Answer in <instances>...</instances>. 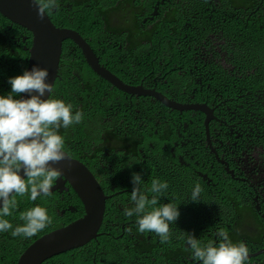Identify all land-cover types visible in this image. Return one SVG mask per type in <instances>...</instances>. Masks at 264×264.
Listing matches in <instances>:
<instances>
[{"label":"flooded vegetation","instance_id":"1","mask_svg":"<svg viewBox=\"0 0 264 264\" xmlns=\"http://www.w3.org/2000/svg\"><path fill=\"white\" fill-rule=\"evenodd\" d=\"M199 2L200 0H90L85 2L57 0L59 5L58 9L46 13L49 16L52 25L59 30H74L77 32L72 25H63L62 21L72 19L78 20L86 15L96 20L99 18L105 30L106 27H111V24L113 23L110 30H106L107 34L103 37L104 39L100 38L97 41V43L100 44L106 42L107 45L111 46L108 51L112 52L107 53L105 48H100L98 49L100 55H96V53L94 54L98 58L99 63L116 77H118V75L109 70V59L117 57L118 60L122 61L131 53L137 58L134 54V52H136L134 45H139V50L146 55L147 47L145 44L148 43L149 39H152L154 43L156 42V50L164 49L166 45L170 46L169 36L162 37L160 41H157V37L152 38V36L158 29H160V26L170 15L175 14L176 19L173 21L172 25L173 28H179L177 30L176 42L172 40L171 44L176 49V53L161 54L159 64L163 65L162 67L164 68L166 62L170 65V63L172 64L176 61V63H179L182 66L187 58H190V64L184 68L182 72L180 69L175 75L167 76L165 78L163 77L165 70L162 72L153 70L148 63L152 59L147 60L146 58L145 73L138 82L133 70L129 69L127 66L124 67L122 64L119 70L122 72L123 76L127 77V82L119 77L118 78L130 86L137 87L140 85L144 89L157 91L163 95L167 93L170 95L168 97L165 95L167 98L177 103L185 104L195 102L192 100L196 97L194 94L196 89L187 86L186 80L183 81V79L187 78L189 81H193L199 93H202L210 79V72L207 64L214 61H220L223 64L224 58H227L223 54H214V51H217L218 49L215 47V44H213L214 37L212 35L201 40L199 29L203 21L199 15L200 7H197ZM84 7H86L87 10H84ZM104 9L105 12H103ZM201 11L204 14V17L209 15V20H211L213 15L224 13V11L218 10V7L210 9L206 7L205 9H201ZM184 15L185 19L179 26L180 16L183 18ZM2 18L3 17L0 16V92L2 89L4 90L8 88V78L5 76V74H8V68L11 65L8 51L14 54L17 51L16 49L20 48L21 45H23V50H25V47L28 49V44H31L32 42V37L28 32L26 33L22 28V30H20L13 27V24H9L7 20H3ZM99 20L98 22L94 20L91 26L87 30L83 29V31L87 32L98 26L100 24ZM109 20H111L112 23ZM133 20L138 23L140 30L146 31V35L141 39V44H138L135 41L131 27H128L127 29L124 28L129 26ZM118 27H120V30ZM91 35L98 37L96 34ZM64 45L66 47V54L77 52L78 48L69 40L64 39L61 41V55ZM92 51L95 52L93 49ZM100 58L104 60V64L100 62ZM82 59L84 60V57ZM111 67L115 66L112 65ZM123 67L126 70H124ZM80 73L81 71H79V74ZM186 74H189V76L184 78ZM79 79L83 80V77L79 75ZM161 83H164L167 87L165 93L161 89ZM82 88L83 84L80 88L78 86H59L55 89L64 91L66 97L75 98L77 96V99L79 100V102L76 103L77 108L81 111L87 103L85 98L81 95ZM104 93H106V91H104ZM52 94L54 98L64 100L63 95L54 92H52ZM126 95H124V98L127 99V102L124 103V106L126 107L124 110L127 114H123L120 120L115 123L117 127H114V130L119 129L121 131H127L130 129L133 131L136 129L129 127V125H138V122L127 120V115L131 114L132 106L136 107L144 102V100L139 102L138 99H141L142 97L144 98L145 96L137 94ZM133 97L135 99L134 103L131 100ZM257 97L260 100H258L259 102L256 105L249 106L247 104L241 110L235 108L231 111L233 115L229 120L222 118L228 123V126L231 129L229 135H227L226 132H223L221 139H217L213 124H210L208 141L212 146H210V150L207 153H202L201 151V140H197L191 145V142L194 140L193 138L196 137L197 134H204V129H201L203 121L200 117L202 114L199 111L192 110V113L196 117L190 114L188 117L183 116L182 120L178 122L172 117L166 119V130L169 129V127H174V136L170 144L164 142L161 144L160 149L157 150L153 144L149 142L148 145L151 147L149 151L138 149L142 162L148 163V166H142L147 167L146 170L142 167L141 170L138 167H112L110 164L103 165L100 160L88 159L85 163L83 162L90 166V170L100 184L104 194L109 197L106 199V202L110 204L107 209L108 213L106 215L104 214L102 223L93 239L75 249L51 256L43 260L40 264H64V262H72L74 264H112L103 261L105 257L111 255V253L107 252L106 248L110 246L115 247L116 251L114 254L118 253V247L121 246H124L125 248L131 247L132 250H134L137 246L136 243L134 244L131 242L136 235L134 233V225L125 223L116 215L117 213H121L120 209L122 205L131 199L130 195L133 189L132 174H141L142 183L139 187L142 191L151 188V182L153 179H159L161 182L168 183L169 187L166 192L171 198H174V195L171 194V189L176 188V195L178 194L180 198L178 202L185 203L187 202L185 196L187 185L183 184V173L179 170H181V166L189 165L187 159H195L193 162V168L188 173V178L193 174L191 182L196 179H202L208 187L210 196L209 198H203L202 205L199 206L201 211L200 215L206 219L205 225H189L180 215L174 224L171 225V242L173 243V241H176V244H181L182 247L186 248L183 249V254L180 256L178 264H202V261H194L192 259V252L188 248L189 246L185 244L183 239L179 238L181 232L192 234L194 238L201 241L202 245H207L209 241L218 245L216 235L219 236V233L216 230H225L226 227L228 228L225 221L216 217V200L215 194L213 193L215 187V183L213 182L214 177L226 175L229 179L230 176L235 179L239 174L243 176L248 174L251 176L250 178H243L248 182L244 196L246 200L250 199L255 210L256 207H259L256 212L258 214L259 223L262 222V219L264 220V152L261 150V145L252 143V139L258 138L261 135V132L264 135V128L250 134L253 125L261 123L263 120V92L259 93ZM117 98L118 97L115 96V99ZM179 98H181L183 102L176 100ZM110 104L119 109L121 108L119 101H113ZM209 107L214 108L212 106ZM177 112L183 113V111ZM213 116L215 117L214 114ZM139 122V125L146 126L144 120L139 119ZM193 123H196V129L191 126ZM219 130L223 131V129ZM180 131L184 133V135ZM246 135L249 138L242 140ZM63 139L64 143H66V138L63 137ZM205 141L207 145L206 138ZM75 145V143H72L71 146L67 144L69 147ZM195 148L197 151H195ZM128 155L134 159L132 155ZM207 156H209L213 162H208ZM114 158L115 157H113V159ZM161 160L163 162H161ZM114 161L117 160L114 159ZM177 178L179 179L178 184ZM24 179H26V177ZM52 193L59 194V201L45 199L40 202V204L44 205L48 211H51L53 206L58 205L59 208L56 209V211L58 210L60 214H63L66 211L75 214L82 212V205L79 198L71 187L66 182L64 183L62 179L56 181ZM29 195L30 193H27L24 196L13 194V197L18 202L17 208L11 210V215L2 217L13 225V229L24 223L20 218L21 214H18L23 209L24 203H27L29 208L35 207L39 204V201H37L40 199L39 197L35 201H32L29 199ZM153 195L154 194L152 193L150 197L148 196L149 199H151ZM160 197L165 201L169 200L165 193ZM201 197L202 193L200 194V199ZM25 198L28 199L27 202L24 201ZM79 204L81 205V209L79 208ZM162 204H164V202ZM186 204L187 203L181 204L182 212L185 211ZM216 222L219 225L215 224ZM62 223L63 221L60 224ZM62 226L64 225L62 224L59 227ZM247 229L246 233L256 234L257 239H242V242L249 249V258L246 264H264V224H262L259 229H252L248 224ZM49 231H41L35 237L32 236V238L13 236L12 230L0 231V264H15L20 255L33 241ZM150 238V232L147 231L145 235L146 243ZM206 240H208L207 243L205 242ZM118 257L122 256L119 255Z\"/></svg>","mask_w":264,"mask_h":264},{"label":"trees","instance_id":"2","mask_svg":"<svg viewBox=\"0 0 264 264\" xmlns=\"http://www.w3.org/2000/svg\"><path fill=\"white\" fill-rule=\"evenodd\" d=\"M73 1L85 2L90 0ZM228 1L236 3L240 8H243L244 3L247 8L244 16L238 17V15L228 12L226 14L213 15L211 20H209V15L204 17V14L201 11L202 7H210L208 0H200L197 7H200L199 15L203 21L199 29L201 40H204L209 35L214 37L213 44H215V47L218 49L217 51H214V54H223L227 57V63L230 65V71L220 68L222 65V62L220 61H214L207 64L209 67L210 79L202 93H199L193 81H189L187 78L183 79V81L186 80L187 86H191L192 89H196L194 92L196 97L192 101L207 103V105L214 107L213 114L216 118H223L226 120H229L232 117L233 113H231V111L235 109L236 105H238V110H241L246 106L247 102L252 98H255L257 94L261 92L264 94V0L261 2L260 6H257V10L255 9L256 6H254L251 10L248 9L250 4H257L258 1L256 0H239L240 2L238 0ZM226 6L229 7L227 3ZM84 10H87V8L84 7ZM252 10L253 12H250ZM103 12H105V9ZM185 15L183 16V21L185 19ZM94 20L98 22L99 18L96 20L86 15L78 20H63L62 23L63 25H72L92 47L96 55H100V51L98 50L100 48H105L107 53L112 52L108 51L111 46L107 45L106 42L102 44L97 43L98 39L103 38L107 34V31H109L113 26L112 21L109 20L112 24L111 27H106L107 31L102 26L100 20V24L98 26L87 32L83 31V29L87 30ZM128 27H131L132 35L135 37V41L138 44H141V39L146 35V31L140 30V27L135 20H133L129 26L124 28L127 29ZM118 28L120 30V27ZM178 28L179 27H174L171 30H157V41H160L164 36H169L170 46L166 45L164 49L156 50V42L154 43L152 39H149L148 43L145 44L147 47L146 55L139 50V45H134L136 48V52H134V54L137 58H135L132 53L122 61L118 60L117 57H113L112 59H109L108 62L111 66L114 65L115 67H111L108 63L109 70L113 71L119 78L127 82V77L123 76L122 72L119 70L121 64L124 67L127 66L129 69L133 70L138 82V80L145 73V59L147 58V60L152 59L148 63L153 70L158 72L165 70V74L163 76L165 78L167 76L175 75L180 69L182 72L183 69L190 64V58H187L182 66L179 63H176V61L172 64L170 63V65L166 62V64H164V68L162 67L163 65L159 64L161 54L176 53V49L171 44V41L173 40L176 42ZM91 34H96L99 38ZM152 38L155 37L152 36ZM22 46L23 45H21L20 48H17V51L14 54L8 51L11 63L8 68V74H5L8 80L22 75L25 71L27 66L28 49L25 47V50H23ZM29 46L30 43L28 44V47ZM82 58L83 57L79 49H77V52L66 54V47L65 45L63 46L58 74L61 79L59 78L55 81L53 92L63 95V102L66 104H72L73 115L79 111L83 114L84 119L81 123L73 124L67 128L63 127L61 122V127L54 130L57 134L66 138V143L64 144L67 152L77 157L84 163L88 159L100 160L103 165L110 164L112 167L128 166L129 168L138 167L140 170L142 168L146 170L147 167L142 166H148V163L142 162L138 149L149 151L151 149L148 145L149 142L152 143L157 150L160 149L162 143H171L174 136V127H169V129L166 130V119L172 117L178 122L182 120L183 116L188 117L190 114L194 117L196 116L191 111H183V113H179L165 106L161 102L156 101L149 96H145L144 98L142 97L141 99H138L139 102L141 100H144V102L139 104V106H132L131 114L127 115V120L138 122V125H129V127L135 128L136 130H114L113 128L117 127L115 123L120 120L123 114H127L124 110V108H126L124 103L127 102V99L124 98V95L126 94L116 90L111 84L98 77L87 66ZM100 62L104 64V60L102 58H100ZM124 67L123 69L126 70ZM79 71H81L80 74ZM79 75L83 77V80L79 79ZM187 76H189V74H186L184 78ZM82 84L83 88L81 89V95L87 102L82 109L84 111H80V109L77 108L76 103L79 102L77 96L75 98L66 97V93L64 91L55 90L57 85H77L80 88ZM7 86L8 88L4 90L2 89L0 96H6L11 92V85L8 83ZM161 89L164 93L166 92L167 87L164 83H161ZM104 91H106V93H104ZM165 95L167 97L170 96L167 93H165ZM50 96L55 99L52 93ZM115 96L118 98L115 99ZM16 97L18 96H14V99H16ZM131 100L134 103V97ZM176 100L183 102L181 98ZM113 101H119L121 108L119 109L116 106L111 105L110 103ZM262 117V122L254 124L250 134L264 128V114ZM139 119L144 120L146 126L139 125ZM191 126L196 129V123H193ZM182 134L184 135V133ZM197 135L193 138L194 140L191 142V145L197 140H201V151L202 153H207L209 148L206 145L204 134L202 133L198 136ZM99 136L101 137L100 140H98ZM246 138L249 137L246 135L242 138V140ZM72 143H75L76 145L73 147L67 146V144L71 146ZM252 143L261 145V150L264 152V135L262 132L258 138L252 139ZM195 151H197L196 148ZM128 154L132 155L134 159H132ZM113 157H115L114 159L117 161H114ZM207 160L208 162H213L209 156H207ZM187 161H189V165L181 166V170H179L183 173V184L187 185L185 192L187 200V202H185L187 203L185 211L182 212L181 206V204L185 203L178 202L180 198L178 194L176 195V188L171 189V194L174 195V198H171L165 191V195H167L169 200L165 201L162 197H159V203L157 206L163 202L164 204L170 202L176 203L178 205L180 216H182L189 225H205L206 219L200 215L201 211L199 206L202 205L203 198H209V190L202 179H196L191 182L193 174H191L188 178V173L193 168V162L195 159H187ZM161 162L163 161L161 160ZM86 165L90 168L88 164ZM213 182L215 183L213 193L215 194L216 200V217L227 223L228 228H224L228 233L229 239L234 245L241 243L242 239L252 238L256 240V234L246 233L247 226L251 222L259 229L260 226L264 224V221L258 223L256 218L252 215V209L249 207L248 203L244 201L242 197L244 190L243 184L240 181L229 179L226 175L214 177ZM178 183L179 179L177 178V184ZM197 183H199L203 189L202 197L200 202H192V190ZM144 191L149 197L152 194L149 189H144ZM57 195L58 194L56 193H52V198H55ZM49 197L50 196L43 197L41 201L49 199ZM135 207V203H132V200H130L126 204L124 214L122 215V213H117L116 215L125 223L134 225V233L136 235L131 242L134 244L136 243L137 246L134 250H132L131 247H118L117 254H114L116 248L110 246L106 249L107 252L111 253V255L105 257L103 261L112 264H178L180 256L183 254V249L186 248L182 247L181 244H176V241H173V243L162 244L159 237L154 232H150L151 238L146 243L145 235L147 231L141 233L138 230V225L136 224L138 215L134 211ZM79 208L81 209L80 204ZM25 211H27V209L23 208L18 214ZM128 211H133V215L131 217L126 215ZM147 211H151V208H147ZM48 214L52 217L53 222L51 225H48L45 229H43L42 232L52 230L60 225L54 222L59 220V212H55L52 208L51 211H48ZM79 215L80 214L72 215L71 212L67 211L63 217H69V219H65L64 222L70 221ZM215 224L219 225L217 222ZM216 231L218 233L220 232L219 229ZM38 233L36 235H38ZM216 237L219 244L221 242L220 236L216 235ZM119 255L122 257H118ZM161 258L162 261L160 262ZM64 264L74 263L64 262Z\"/></svg>","mask_w":264,"mask_h":264},{"label":"clouds","instance_id":"3","mask_svg":"<svg viewBox=\"0 0 264 264\" xmlns=\"http://www.w3.org/2000/svg\"><path fill=\"white\" fill-rule=\"evenodd\" d=\"M256 1H258L257 4H250L248 6L249 10H251L254 6H256L255 9L257 10V6H260L263 0ZM31 2L36 6L38 18L42 20L44 17H46L51 23V20L46 12H51L58 9L59 5L57 0H31ZM226 3L229 5V7L226 6ZM208 4L210 5V7H207L208 9L218 7V10L224 11L223 14L229 12L238 15V17H243L247 11L246 5L244 3L243 8H240L236 3L230 2L228 0H209ZM205 8L206 7H202L201 9ZM250 12H253V10ZM0 16L3 17V20H7L9 24H13V27L20 30L23 29L32 37V32L25 27L8 20L1 13ZM175 19V14L170 15L160 26V30H171L173 28L172 23ZM182 21L183 18L180 16V21L178 24L179 26L181 25ZM153 36L156 37L157 32H155ZM30 47L31 44L28 47L27 61L29 58ZM223 62L224 63L220 66V68L230 71V65L227 63V58H224ZM59 69L60 66L58 62L57 76L52 85L46 83L49 77L48 71L46 69H40L39 67L34 66L31 71L26 70L22 75L10 78L8 83L11 85V92L6 96H0V201H2V206H0V231L12 230L13 236H24L25 238H31L38 232L45 229L48 225L52 224V217L49 216L47 208L40 204L41 199L43 197L50 196L49 199L51 201H59V194L55 198H52L53 187L58 179H62L64 183L66 182L71 187V184L68 181L63 180V170L54 167V165L65 160L71 162V159L84 164L83 161L67 152L63 137L57 134V132L54 130L61 127V122L62 126L67 128L73 124L81 123L84 119L83 114L79 111L73 115L72 104H66L62 99L59 98H51L50 94L54 90L53 86L55 81L59 78L61 79V77L58 75ZM59 86L77 85H57V87ZM46 92L49 93L48 98L46 100L41 99V97H44ZM21 93H27L30 98L18 99L19 94ZM33 93L36 94L34 95ZM257 95L255 98H252L247 102L249 106L256 105L259 102L258 100L260 99L257 97ZM14 96H18L17 99H14ZM185 104L202 103L194 102ZM206 106L212 110L211 119L206 121L207 115H205L204 112H199L202 114L200 117L203 121L202 128L204 129L203 131L207 140V146L210 150V146H212L208 141V131L210 124H213L217 139H221L223 132H226L227 135H229L231 133V129L225 120L213 116L214 108L209 107L207 104ZM235 108H238V105H236ZM182 111L192 112V109ZM219 129H223V131H220ZM84 165L87 169L89 168L86 166V164ZM21 169H23L24 173L23 178H21V175L18 174ZM88 171H91L90 168ZM90 174L96 180L95 176L92 174V171ZM25 177L26 179H24ZM250 177L251 176L248 174L245 176L239 174L235 179L230 176V179L240 181L243 184L244 190L242 197L252 209V215L259 223L258 214L256 212L259 207H256L255 210L254 205L250 202V199L246 200L244 196L248 182L243 178ZM141 183V174L133 173V189L130 195V200H132V203L134 202L136 205L134 211L138 215V219L136 220L138 230L141 233H144L145 231L154 232L159 237L161 243H171L172 233L170 230V225H173L180 215L178 211V205L176 203L170 202L157 206L159 203L158 198L165 193L169 185L167 182H161L159 179H153L149 191L155 195L149 199L145 192L139 187ZM202 191L203 189L201 185L197 183L192 190L191 201L200 202V194ZM27 193H30L29 199L32 201H35L39 197L40 199L37 200L39 201V204L35 207L29 208L28 204L24 203L23 208L27 209V211L21 213L20 216L24 223L22 225L16 226L13 229V225L2 217L11 215V210H15L17 208L18 202L13 197V194L24 196ZM24 201L27 202L28 199L25 198ZM127 203L123 204L120 209L122 215L125 212ZM107 204L108 203L105 200L102 220L104 218V214L106 215L108 213L107 209L109 208L110 204H108V206ZM149 207L151 208V211H147V208ZM52 208L55 212H59L58 210L56 211V209L59 208L58 205H55ZM66 212L63 214L59 213V220L54 222L60 224L63 221L62 224L65 226L73 220L84 215L82 207V212L78 213L80 214L79 216L70 221L64 222L65 219H69V217H63ZM71 214L75 215L73 212H71ZM126 215L131 217L133 215V211H128ZM262 221L264 220L262 219ZM249 226L252 229L255 228L251 222ZM219 236L221 238V242L218 245L212 241H209L207 245H202L201 241L194 238V236L190 233L181 232V236L179 238L183 239L185 244L189 246L188 248L192 252V259L194 261H202V264H246L249 258L248 247L243 242L239 243L238 245H234L229 239L228 233L225 230H220Z\"/></svg>","mask_w":264,"mask_h":264},{"label":"water","instance_id":"4","mask_svg":"<svg viewBox=\"0 0 264 264\" xmlns=\"http://www.w3.org/2000/svg\"><path fill=\"white\" fill-rule=\"evenodd\" d=\"M0 13L8 20L32 32V42L25 71H31L34 66L46 69L49 73L46 83L53 85L57 76L61 41L68 39L80 49L87 66L117 90L128 95L153 97L170 109L178 111L192 109L204 112L207 115L206 121L212 118V110L205 103L181 104L160 92L144 89L140 85L135 87L124 83L99 63L92 49L78 33L55 29L46 17L42 20L39 19L36 6L32 4L31 0H0ZM48 96L49 93L46 92L41 99L46 100ZM29 98L27 93H21L18 97V99ZM54 167L63 170V180L71 184V188L82 204L84 215L37 238L20 255L16 264H40L51 256L82 246L96 236L101 224L105 200L109 197L104 194L85 165L71 159V162L65 160ZM18 174L23 178V169ZM0 206H2V201H0Z\"/></svg>","mask_w":264,"mask_h":264},{"label":"rangeland","instance_id":"5","mask_svg":"<svg viewBox=\"0 0 264 264\" xmlns=\"http://www.w3.org/2000/svg\"><path fill=\"white\" fill-rule=\"evenodd\" d=\"M238 1H239V0H238ZM239 2H240V1H239ZM100 138H101V137L99 136V137H98V140H100ZM110 140H111V139H110ZM254 227H255V228H257V226H256V225H254ZM205 242L207 243V242H208V240H206ZM161 261H162V258H161L160 262H161Z\"/></svg>","mask_w":264,"mask_h":264}]
</instances>
